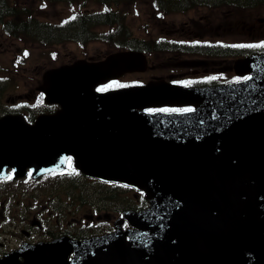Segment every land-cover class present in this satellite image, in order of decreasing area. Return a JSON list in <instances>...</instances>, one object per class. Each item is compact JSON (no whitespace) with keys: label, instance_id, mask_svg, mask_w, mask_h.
<instances>
[{"label":"water","instance_id":"obj_1","mask_svg":"<svg viewBox=\"0 0 264 264\" xmlns=\"http://www.w3.org/2000/svg\"><path fill=\"white\" fill-rule=\"evenodd\" d=\"M236 63L251 75L231 85L159 80L107 91L96 86L146 69L144 52L52 68L44 97L62 108L34 123L20 114L1 117L0 169L47 171L71 154L89 175L145 189L151 206L130 217L135 238L122 233L102 243L99 253L112 261L105 264H264V54ZM185 103L197 109L144 111ZM47 244L60 245H36ZM59 252L28 251L46 253L34 264H65Z\"/></svg>","mask_w":264,"mask_h":264},{"label":"rangeland","instance_id":"obj_2","mask_svg":"<svg viewBox=\"0 0 264 264\" xmlns=\"http://www.w3.org/2000/svg\"><path fill=\"white\" fill-rule=\"evenodd\" d=\"M26 2L38 14L53 20L70 17L82 11L83 8H99L93 2H86L85 5L83 3L77 5L76 2H54L51 0H26ZM112 6L118 10V13L124 15L125 23L131 29L132 34L144 40L149 48L165 45L156 42L164 40H171L176 44H179V42L188 43L185 39H189L193 43L197 41L199 43L203 40L204 43L228 44L237 49L242 47L243 44L264 42V5H258L251 10L240 8L237 12H233L228 20L221 19L219 13L215 11H207L204 8L197 9L196 6L187 12L170 9L160 10L155 7L152 0H128L121 5L112 4ZM217 9L218 7L214 8V10ZM250 11L257 12L250 13ZM208 23L210 25L205 26ZM113 27L117 29L115 35H119L123 41H126L123 23L101 26L96 30L98 33L103 34L112 31ZM35 43L43 45L41 42ZM52 49L59 52L57 60L50 58L51 50L42 51L39 47L33 45L31 41L7 34L0 27V115L15 110H23V99L30 98L32 102H35L34 95L38 91L43 72L46 69L70 63L81 57L102 58L110 51L115 50L116 47L113 46V43L103 41H92L85 46L67 41ZM41 52L43 55L40 54ZM174 53L175 51L171 52L162 48L154 49L149 52L150 63L145 71L126 73L118 83L144 82L153 78H167L170 74L186 72V70H178L170 66V55ZM238 55H242V53L222 55L217 59ZM226 62L231 67L233 59ZM224 67L225 65L221 64L216 65L209 71L196 74L188 72V74L201 75L208 73L214 76V80L224 79L233 74ZM73 181L74 183L70 181L52 182L47 187L34 192V196L38 199L42 198L43 203L49 196L63 201L64 211L69 213L63 221L71 232L80 229V225L77 227L76 224L66 223V219L73 215L84 216L95 208L100 209L101 212L105 210L114 211L117 206L124 208L126 205L133 203L130 192L125 189L114 191L98 182L89 180ZM20 183H26V181L11 182L13 191L10 195L13 199H11L7 211L9 213L12 211V216L6 212L4 216H0V243H2V235L11 237V241L14 243V232H20L21 227L27 225L28 220L40 209L39 203V206L36 207L37 199L35 197L29 200L26 193L15 196L16 193L24 190L23 186L16 188ZM28 192H33V190L29 188ZM17 199L20 202L15 204ZM23 215H26L28 220L21 221ZM81 228V232H89L88 228L84 226ZM99 228L101 226L97 224L95 229ZM61 229L62 227L59 226L55 232H61ZM38 235L35 236L38 237Z\"/></svg>","mask_w":264,"mask_h":264},{"label":"flooded vegetation","instance_id":"obj_3","mask_svg":"<svg viewBox=\"0 0 264 264\" xmlns=\"http://www.w3.org/2000/svg\"><path fill=\"white\" fill-rule=\"evenodd\" d=\"M171 63L170 66L178 70H186V72L177 73L178 77L183 76L187 81L195 82L194 84L207 83L209 81L208 73L201 75H189V73L196 74L201 73L202 71H209L211 68H214L217 64H224L225 69L231 70L230 65L226 62L227 60L222 59L223 62H215V58L209 55L199 54V53H189V54H174L170 55ZM94 179V178H93ZM10 177L0 178V216H4L5 212L12 216V211L9 213L7 211L8 205L11 204V185ZM62 181H74L70 178L67 172L60 178H54L52 180L40 179L36 183H20L16 186H23L24 190L20 193H16L15 196L28 194L29 200L34 196V192L40 189L47 187L52 182H62ZM103 186L109 185L110 190H120L122 187L121 183L116 182H105V184L100 183ZM31 188L33 192H28V189ZM133 198V203L126 205V209H141L146 206V201L143 197L142 192L132 188L126 187ZM36 198V197H35ZM36 207L40 204L39 211L33 215V217L28 220L26 215H23L20 219L21 221L28 220V224L21 227L20 232L15 231L13 238L15 242L12 243L11 237L2 235V243H0V264H34L35 259L42 257V254H33L26 253V250L35 249L37 246L23 245V240L35 241V240H49L54 237L68 234L71 237L82 239L85 237L93 236L96 234H103L111 232L114 230V223L118 221L121 217L122 206H117L114 211L105 210L101 212L100 209H92L90 213H86L84 216L73 215L69 219H66V223L76 224L77 227L80 225V229L76 232H71L69 227L64 223L63 219L68 216V212L64 211V203L62 200H56L55 197L49 196L45 199V202H42V198H36ZM15 204H18L20 201L17 199ZM39 203V204H38ZM61 211V212H60ZM68 221V222H67ZM113 223V227H108V224ZM100 224L101 230H96L95 226ZM59 226L62 227L61 232H55L58 230ZM84 226L88 228L89 232H81V227ZM39 234L38 237L35 235ZM53 249H60L64 252H59L61 254H67L66 258H72L75 256L74 251H65L69 249V246H56ZM74 249V248H72Z\"/></svg>","mask_w":264,"mask_h":264},{"label":"trees","instance_id":"obj_4","mask_svg":"<svg viewBox=\"0 0 264 264\" xmlns=\"http://www.w3.org/2000/svg\"><path fill=\"white\" fill-rule=\"evenodd\" d=\"M53 1H73V0H53ZM103 4L116 3L121 5L128 0H96ZM219 1V0H217ZM256 0H233L235 6H247ZM249 2V3H248ZM213 5L219 3H211ZM66 21H79V25H59L53 26L42 18L37 17L32 13V8L20 0H0V25L9 34L16 36L29 37L45 44H52L67 38L65 34L67 30H72L73 27L84 30L85 22L89 21H118L124 23L123 14L118 13V10L101 11L94 10L90 12H82L77 14L73 19ZM82 22V23H81ZM125 33L131 35V29L128 25H124ZM125 36V35H124ZM126 37V36H125ZM135 48H143V42Z\"/></svg>","mask_w":264,"mask_h":264},{"label":"snow or ice","instance_id":"obj_5","mask_svg":"<svg viewBox=\"0 0 264 264\" xmlns=\"http://www.w3.org/2000/svg\"><path fill=\"white\" fill-rule=\"evenodd\" d=\"M242 46L253 47L254 45H242ZM260 46L264 47V43H262ZM213 79H214V77H213ZM183 111H192V109H184Z\"/></svg>","mask_w":264,"mask_h":264},{"label":"bare ground","instance_id":"obj_6","mask_svg":"<svg viewBox=\"0 0 264 264\" xmlns=\"http://www.w3.org/2000/svg\"><path fill=\"white\" fill-rule=\"evenodd\" d=\"M61 212V211H60Z\"/></svg>","mask_w":264,"mask_h":264}]
</instances>
